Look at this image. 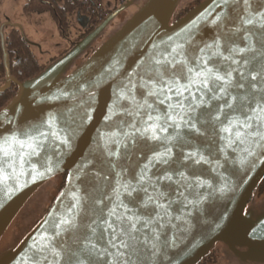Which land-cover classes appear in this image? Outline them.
Instances as JSON below:
<instances>
[{"label": "water", "instance_id": "water-1", "mask_svg": "<svg viewBox=\"0 0 264 264\" xmlns=\"http://www.w3.org/2000/svg\"><path fill=\"white\" fill-rule=\"evenodd\" d=\"M135 1L120 4L67 52L23 81L11 74L4 27L17 26L27 37L21 26L9 21L1 24L6 77L3 84L0 82V92L12 84L18 88L0 109V240L41 186L59 174L66 177L50 208L33 228L14 248L0 252V264H56L53 253L57 250H62L60 264H76L73 252L89 264V254L82 250L81 242L87 243L85 237L101 249H115L108 244L109 233L97 241L86 226L94 220L102 223L101 217H107L112 209L123 214L125 209L118 207L121 202L136 215L148 219L151 214L155 219V205H143L149 195L156 197L158 192L165 193L158 203L168 206L167 215L144 228L142 234L149 238V245L133 257L136 264H196L218 242L242 260L264 263V196L259 199L257 194L264 178V140L249 138L229 145L228 134L219 131V124L214 127L211 119L223 101L212 100L210 107L201 104V100H210L211 93L201 96L195 84L182 97L177 95L175 84L168 92L171 73L161 83L157 70L163 71V67L156 63L172 60L180 52L176 59L187 60L188 66L195 68L198 57L212 55L217 41L225 56L230 48H246L251 41L257 52L234 58L251 59L255 55L249 67L258 70L264 60L258 54L264 50V0H202L177 19L173 17L181 0H145L77 62L115 17ZM248 18L253 24L243 23ZM238 28L241 30L236 31ZM208 45L213 46L211 51L206 49ZM209 66L219 67L223 74L227 65L216 56ZM233 76L239 79L238 73ZM176 79L180 84L188 83ZM246 89L247 85L231 92L243 95ZM150 91L157 95H149ZM145 100L151 107L137 109L134 101L144 104ZM178 101L195 109L185 119L194 117L199 132L190 127V121L179 128L166 126L167 132L158 133L172 137L171 143L141 137L139 132L132 140L125 137L133 131L131 125L142 128L149 114L166 116L171 111L169 105ZM172 115L179 122L183 112L177 108ZM229 115L243 119L239 112L229 111ZM13 137L24 146L5 143ZM30 137L37 140L33 142ZM28 143L38 145L35 151ZM166 147L172 148L168 163L149 164ZM5 149L9 155L4 154ZM192 151L202 154L207 163L186 160V154ZM146 164L149 168L141 181ZM181 172L187 180L181 179ZM164 175H171L172 181L158 180ZM125 184L147 188L148 195L141 192L139 197L136 193L129 197L122 186ZM73 217L77 228L57 236L61 221ZM153 229L159 239H153ZM91 255L94 264H115L114 258L103 252L99 257L95 252Z\"/></svg>", "mask_w": 264, "mask_h": 264}, {"label": "snow or ice", "instance_id": "snow-or-ice-1", "mask_svg": "<svg viewBox=\"0 0 264 264\" xmlns=\"http://www.w3.org/2000/svg\"><path fill=\"white\" fill-rule=\"evenodd\" d=\"M253 19L248 18L243 20V23L246 25L253 24ZM264 26V25H262ZM241 29H236V31H240ZM248 39V37H245ZM213 48L212 45L206 46V49L211 51ZM176 52V50H173ZM201 53L205 52V49L200 50ZM248 52L256 53L257 49L252 45L251 41H249L248 46L246 48H238L232 47L230 48V54L225 56L220 51V44L217 41L215 44V51H212V55L205 59L203 55L198 57L199 63H197L196 67H189L188 61L181 59L177 60L176 56H181L182 53L176 52V56H173L172 60L169 61H156L157 64H160L163 67V71L157 70V75L160 77L161 83H164V77L171 73L172 79L168 82V92H172V85L175 84V91L178 96H183L184 91H190L191 87L195 84L198 87V91L201 96H206L208 93H211V97L209 101L201 100V104H208L210 107V101H223V105L218 106L216 111L217 114L212 116L211 119L215 124H219L221 127L219 131L228 134V142L229 145L240 142L244 143L247 139H259L264 140V60H261L259 69L250 68L251 60H255L256 56L253 55L251 59L244 58L243 60L235 59L236 55H241L246 57ZM261 57H264V50L259 51L258 53ZM219 56L226 63V68L221 74L219 67L209 66V61L212 57ZM230 61V63H229ZM164 65H171V67H164ZM179 65V67H177ZM186 69V71H185ZM233 73H238L239 79H236L233 76ZM177 77L182 80H187V84H180L177 81ZM247 85V89L243 95H233L231 89H244ZM259 85V87H258ZM149 95H157L156 92L150 91ZM193 98L195 96L193 95ZM171 99V96L168 97ZM239 100V103H237ZM164 103L163 100L160 101ZM136 103L137 109L145 107H151L148 105L145 100L144 104ZM179 108L183 115L180 116L179 122L173 117L172 111H175ZM169 109L171 111L168 112L166 116L157 115L153 117L151 114L148 115V120L144 121V125L142 128H136L135 125H131L133 131L125 133V137L129 140H132L136 133L139 132L140 136L143 137L145 135L148 136L149 139L153 141H165L171 143L172 137L163 136L161 137L158 133L167 132L166 126H173L179 128L181 124H189L190 127L195 131L199 132V129L196 128V124L194 122V117L188 116L189 112H194V108L185 107L182 101H178L176 105H169ZM230 112H239L241 113L243 119L239 117H231L229 115ZM203 116V114H201ZM209 115H211L209 113ZM221 115H223V119H221ZM161 120H163V124H161ZM171 120L172 124L168 125V121ZM151 121V123H149ZM51 123V122H49ZM46 133H40V136H46ZM53 136L57 135L55 132L52 133ZM234 137V139L232 138ZM30 140L35 142L37 140L36 137H30ZM123 144V141H118ZM6 144L11 145L12 143L20 144L21 147L24 146L23 142L19 141L17 138L13 137L12 141H5ZM67 143V141H64ZM27 146L29 148H33L35 151L34 143H28ZM125 147L127 145H124ZM5 155H9L8 149L4 150ZM14 155V153H12ZM116 153H109V155H115ZM172 156V148L166 147L164 151L156 153L152 160L149 161V164L152 161L168 163V160ZM186 160H193L194 163H207L205 157L202 154H198L197 151H192L186 154ZM149 164L144 166V169L141 172L140 180L143 181L146 176V171L149 168ZM181 179L187 180L185 174L183 172L179 173ZM171 175H164L158 177V180L172 181ZM179 183V181H176ZM126 194L131 197L133 193L137 194L139 197L140 193H144V195H148L147 188L142 186L137 187L130 184L122 185ZM171 187V185H169ZM191 187V184H189ZM154 191H157L154 187ZM165 193L158 192L156 197L148 196V199L144 201V207H147L149 204H154L155 207L153 211L156 212V218H151V214H149L148 219H144L141 216L136 215L135 212H132L131 209L127 208L122 202L118 205V207H122L125 209L123 214H117L115 209L110 210L107 217L102 216V223L98 221H93L92 224L87 225L86 227L91 230L93 236L97 237V241L104 239V234L107 232L110 235L108 240V244L112 249H115L113 252H109L107 248L101 249L98 247L96 243L91 242V238L85 237L87 243H82V250H86L88 252V260L89 264H94L92 260V253L95 252L96 256L99 257L101 252L105 256L113 257L115 260V264H136L133 260V257L137 256L141 247H147L149 245V238L147 235H143L144 228L149 225L156 224L159 220H163L164 216L167 215V207L162 203H158L159 199L164 197ZM98 203H102L99 201ZM159 209V211H157ZM163 212V215H161ZM131 213V214H129ZM143 221V222H142ZM61 231L56 235H62L65 231H73L77 228V223L75 218L64 219L61 221ZM139 225V227H138ZM162 226V225H161ZM97 233H99L97 235ZM55 239V237L53 238ZM153 239H159L156 230L153 229ZM47 247V246H45ZM53 247H55L53 245ZM54 258L56 260V264H60V260L62 259V250H57L53 253ZM73 256L77 257L76 264H84V260L79 259V254L76 252L72 253ZM47 259V258H45ZM111 264V262H110Z\"/></svg>", "mask_w": 264, "mask_h": 264}, {"label": "trees", "instance_id": "trees-1", "mask_svg": "<svg viewBox=\"0 0 264 264\" xmlns=\"http://www.w3.org/2000/svg\"><path fill=\"white\" fill-rule=\"evenodd\" d=\"M102 1L104 5L111 4L110 11L115 10L122 3L129 0H27L24 5V11L27 13H46L49 12L53 19L57 22L59 28L67 30L73 24V19L78 10H81L84 14L89 15V23L87 25L88 30L92 31L97 25H99L107 16L109 10H102L98 13H91L94 3ZM138 5L142 4L145 0H138ZM202 0H181L176 12L174 19L183 16L187 11L193 8L197 3ZM120 2V4H118ZM133 7L131 11L125 14V18H128L138 7ZM4 21L2 14L1 2H0V26ZM123 18L115 25L118 28L122 24ZM115 29V28H114ZM5 45L10 59V71L11 74L17 77L18 80L23 81L37 75L46 67V62L43 61L40 54H38L34 47L24 38L21 30L17 26H6L4 29ZM107 36L103 38L106 39ZM99 45V44H98ZM97 47L94 46L87 56ZM85 56V57H87ZM84 57V58H85ZM6 77V69L3 61V49L1 45V34H0V82L4 83ZM17 85L12 86L5 92H0V109L3 108L12 99L17 91ZM66 174H59L51 179L54 182L56 189L50 190L52 196L50 203L48 204L47 210L50 208L54 199L58 195L59 191L65 183ZM51 180H49L51 182ZM48 181V182H49ZM52 185V186H53ZM46 185L44 184L38 190H41ZM37 190V191H38ZM37 193V192H36ZM35 194V193H34ZM33 194V195H34ZM258 197L264 196V178L261 180L257 187ZM32 198V197H31ZM30 198V199H31ZM29 199V200H30ZM28 200V201H29ZM45 214V213H44ZM43 214V215H44ZM30 227L28 230L32 229ZM27 230V231H28ZM24 235V234H23Z\"/></svg>", "mask_w": 264, "mask_h": 264}, {"label": "rangeland", "instance_id": "rangeland-1", "mask_svg": "<svg viewBox=\"0 0 264 264\" xmlns=\"http://www.w3.org/2000/svg\"><path fill=\"white\" fill-rule=\"evenodd\" d=\"M0 1L4 19L21 26L27 39L34 45L33 47H35V50H37L36 45H41V43L46 40L65 37L61 34V29L49 12L46 14L25 12L24 5L27 0ZM118 4H120V2H118ZM124 19L125 17H123V20ZM114 28L115 27H113L110 32ZM77 29L79 30V28L75 26H72V28L69 27L67 29V36L70 35L71 38H75L76 35L81 32V29L79 31ZM48 45L53 48V50H60L59 47H57L59 46L57 40L49 41ZM53 184L54 182L52 180L51 182H47L44 188L36 191L37 193L35 192L32 198L26 202L2 236L0 240V252L14 248L25 236L26 230L34 226L43 214L46 213L52 192L54 191L53 189H56ZM51 189L52 192L50 191Z\"/></svg>", "mask_w": 264, "mask_h": 264}, {"label": "flooded vegetation", "instance_id": "flooded-vegetation-1", "mask_svg": "<svg viewBox=\"0 0 264 264\" xmlns=\"http://www.w3.org/2000/svg\"><path fill=\"white\" fill-rule=\"evenodd\" d=\"M1 2V1H0ZM99 2V1H98ZM102 2V1H100ZM97 3V2H96ZM96 3H94L93 8L91 10V13H98L99 11L101 12L102 10L106 9L109 10V12L107 13V15L114 11L111 10L110 11V6L111 4H107L104 5L102 2V7L99 10H95L93 11ZM139 1L136 0L131 6L130 8L128 7L127 9L123 10L122 12H120L118 14V16L115 17V19L111 22V24L100 34V36L91 44V46L86 50V52H84L78 59L77 62H79L81 59H83L85 56H87V54L90 52V50L98 45L105 36L108 35V33L110 32V30L115 27V25L119 22L120 19H122L124 17L125 14H127L129 11L132 10L133 7H136L138 5ZM1 8H2V4H1ZM47 13V12H46ZM45 13V14H46ZM44 14V13H42ZM4 17V16H3ZM78 17V19H77ZM89 15L84 14L81 10H78V12L75 14L74 19H73V24L72 26H75L77 28H79V30L81 29V32H79V34L76 35L75 38H71L70 35L67 36V30H63L61 29V34L64 35L65 37L62 38H52L49 40H46L44 42L41 43V45H36V49L35 50L38 54H40L41 58L43 59L44 62H46V64L51 63L52 61H54L56 58L60 57L61 55H63L65 52H67L72 46L73 44L82 39L84 36H86L89 32L91 31H87V25L89 23ZM6 22V20L4 19L3 23ZM6 26H10V25H6ZM5 26V27H6ZM72 26H70L72 28ZM4 27V29H5ZM19 28V27H18ZM20 29V28H19ZM21 30V29H20ZM78 30V29H77ZM78 30V31H79ZM22 33V32H21ZM23 35V34H22ZM25 38V37H24ZM26 39V38H25ZM27 40V39H26ZM52 40H57L58 45L57 47H59L60 50H53V48L49 47L48 42L52 41ZM28 41V40H27ZM32 46H34L30 41H28ZM35 48V47H34ZM55 49V48H54ZM58 53V54H55ZM259 199L261 197H258ZM30 228V227H29ZM28 228V229H29ZM27 229V230H28ZM26 230V231H27ZM241 250H244V248H240ZM196 264H264L263 262H254V261H250V260H242L235 252H233L232 250H230L227 246H225L224 243L222 242H218L215 246V248H213L206 256H204L198 263Z\"/></svg>", "mask_w": 264, "mask_h": 264}, {"label": "built area", "instance_id": "built-area-1", "mask_svg": "<svg viewBox=\"0 0 264 264\" xmlns=\"http://www.w3.org/2000/svg\"><path fill=\"white\" fill-rule=\"evenodd\" d=\"M101 7H102V2L99 1V2L96 3V5H95L93 11H95V10H99V9H101Z\"/></svg>", "mask_w": 264, "mask_h": 264}]
</instances>
